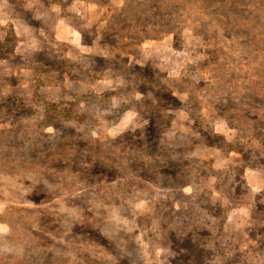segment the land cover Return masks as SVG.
<instances>
[{"label": "rangeland", "instance_id": "obj_1", "mask_svg": "<svg viewBox=\"0 0 264 264\" xmlns=\"http://www.w3.org/2000/svg\"><path fill=\"white\" fill-rule=\"evenodd\" d=\"M0 264H264V0H0Z\"/></svg>", "mask_w": 264, "mask_h": 264}, {"label": "trees", "instance_id": "obj_2", "mask_svg": "<svg viewBox=\"0 0 264 264\" xmlns=\"http://www.w3.org/2000/svg\"><path fill=\"white\" fill-rule=\"evenodd\" d=\"M187 241H188V240L184 239L183 241H181V244H182V245H184V244H187V245H188Z\"/></svg>", "mask_w": 264, "mask_h": 264}]
</instances>
